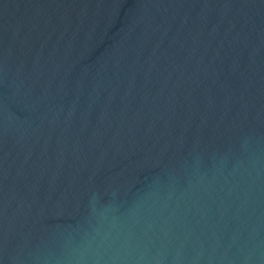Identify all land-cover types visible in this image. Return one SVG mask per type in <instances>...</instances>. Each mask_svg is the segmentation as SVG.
<instances>
[{
  "label": "water",
  "instance_id": "1",
  "mask_svg": "<svg viewBox=\"0 0 264 264\" xmlns=\"http://www.w3.org/2000/svg\"><path fill=\"white\" fill-rule=\"evenodd\" d=\"M264 264V0H0V264Z\"/></svg>",
  "mask_w": 264,
  "mask_h": 264
},
{
  "label": "clouds",
  "instance_id": "2",
  "mask_svg": "<svg viewBox=\"0 0 264 264\" xmlns=\"http://www.w3.org/2000/svg\"><path fill=\"white\" fill-rule=\"evenodd\" d=\"M94 242L95 241H89L81 244L71 251V257L74 264H93V258L99 257L102 251V247L99 242ZM95 264H99V261L96 260Z\"/></svg>",
  "mask_w": 264,
  "mask_h": 264
}]
</instances>
